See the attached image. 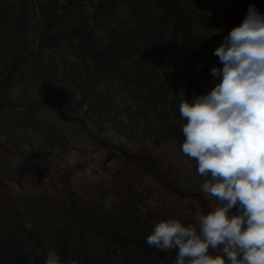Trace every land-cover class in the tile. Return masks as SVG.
<instances>
[{
    "label": "trees",
    "instance_id": "obj_1",
    "mask_svg": "<svg viewBox=\"0 0 264 264\" xmlns=\"http://www.w3.org/2000/svg\"><path fill=\"white\" fill-rule=\"evenodd\" d=\"M198 14L191 0H0V87L31 75L44 86L36 97L54 94L63 112L72 100V114L88 126L104 129L125 116L127 131L146 137L132 155L152 158L146 149L155 139L172 140V151L208 179L216 232L236 253L264 264V243L241 251V244L255 247L252 238L264 241V0L242 21L231 17L245 29L238 53H221ZM114 154L103 167L117 159L133 173L113 188L121 192L114 203L93 191L94 199L69 196L59 212L39 207L44 214L31 216L37 224L50 210L59 222L51 233L36 225L0 229V264H247L231 258L205 217L189 222L187 198L141 161ZM167 163L153 158L151 165L190 193Z\"/></svg>",
    "mask_w": 264,
    "mask_h": 264
},
{
    "label": "rangeland",
    "instance_id": "obj_2",
    "mask_svg": "<svg viewBox=\"0 0 264 264\" xmlns=\"http://www.w3.org/2000/svg\"><path fill=\"white\" fill-rule=\"evenodd\" d=\"M191 1L196 12L200 11L198 18L204 25L203 28L205 27L210 31V35L215 36L213 45L221 53H238L234 45L237 37L240 33L243 35L245 29L230 23L231 17L238 13L235 16L242 21L241 17L253 8L257 0H246L239 4H236V0ZM1 74L3 76H0V84L4 82L3 77L6 73ZM42 87L44 86L39 78L31 75L17 77L6 91L0 87V106L11 107L20 103L32 105L42 98V96L36 97L38 93L42 95L40 92ZM233 91L236 92L237 87ZM48 95L51 98L45 95L43 98L59 104L54 94L48 93ZM26 98L32 99L28 101L30 103L26 101ZM75 104H78V101ZM72 105V100H68V106L64 112L66 116H77L72 114ZM5 114V111L0 112V206L4 208V211L0 210V229L3 228L5 233L11 234L10 232H16L21 227L35 225L43 228L46 233H51L53 223L59 222L55 214L61 210L60 206L69 196L94 199L91 192L99 191L98 195L94 193L97 198L101 194L110 195L112 198L116 193L121 194L120 190H113L120 186L119 180L128 182L133 176L132 172L119 166L117 159L103 167L106 155L111 150L101 147L92 138L94 142L88 132L79 127L76 122L61 120L53 104L42 103L32 110L16 108L7 116ZM91 118L93 122L95 117L91 116ZM113 119L103 125L104 129H101L100 124L86 125L90 127L91 133L105 143L116 145L127 153L139 151L138 148L146 137L137 135L138 130H134V133L128 132L126 127L128 120L125 116L120 120L113 121ZM173 143L172 140L160 143L159 139H155L154 145L150 144L146 149L152 158L141 156L147 159L148 167L151 170L156 167L154 169L157 172L163 168L151 165L153 158H156V162L161 161L162 166L167 169L169 168L167 161L172 163L173 172L176 173L178 170L180 172L179 182L183 189L188 192L202 190L204 197L209 198L208 201L205 200L207 210L209 208L213 211L215 204L211 201L210 192L206 188L207 177L204 173H201L202 178L194 173L188 158L179 152L176 154L177 149L172 151ZM150 183L151 179L147 177L144 184ZM238 200L241 204L245 202V199L239 195ZM45 206L57 212L52 213L50 210L52 217L37 224L31 216L43 215L44 212H41L39 207ZM28 207L34 211H30ZM183 207H188L190 211L189 222L204 219V208L200 200L198 203L197 199L189 197L185 200ZM182 211L185 215V211ZM218 216L217 213V220ZM44 223L48 226H44ZM251 240L255 247L247 243L241 244L242 252L251 251L254 248L256 251L260 248V244L264 243L263 240L253 238Z\"/></svg>",
    "mask_w": 264,
    "mask_h": 264
},
{
    "label": "water",
    "instance_id": "obj_3",
    "mask_svg": "<svg viewBox=\"0 0 264 264\" xmlns=\"http://www.w3.org/2000/svg\"><path fill=\"white\" fill-rule=\"evenodd\" d=\"M42 102L52 103L53 105H55L56 108H57V110H58L59 116H60V118H61L62 120H64V121H77V122H79V123H80V124L86 129V130H88V129H87V126L85 125V123H84L79 117H76V116H64V114H63V112H62L60 106H59L56 102H54V101H52V100H49V99H46V98H41V99H38V100H37L33 105H31V106H25L24 104H22L21 106L26 107V108H28V109H34V108H36V107H37L40 103H42ZM15 107H17V106H12V107H2V108H0V111H2V110H10V109H13V108H15ZM94 138H95L98 142H100L101 144H103V145H107V144H104L103 142H101L97 137L94 136ZM107 146H108V145H107ZM110 147H112L113 149H116L115 146H110ZM121 152H122V154H123L124 156H126V157H131V158H135V159H137V160H140L144 165H146L147 170H148L151 174H153V175L155 176V178H156L157 180H159V181H160L165 187H167L168 189L172 190L173 192H176V193L181 194V195H183V196H187V194H183V193L179 192L177 189H174V188H172L171 186H169L167 183H164V182L159 178L158 174H157L155 171H152V170L148 167L147 162H146L147 159H146L145 157H142V156H131L130 154H128V153H126V152H124V151H121ZM199 197H200L201 200H202V206H203V208H204V214H205V216H206V219H207V222H208V224H209V227H210V229H211L212 234L216 237L217 240H219V241H220V242H221V243H222V244L228 249L231 258H232L235 262H240V263L243 262V263H247V264H256L252 259H250V258H246V257L242 256L241 254H236V253L233 251L232 247L229 245V243H228L227 241H224L219 235H217V233H216V231H215V229H214V227H213V224H212V222H211V219H210V217H209V215H208V213H207V208H206L205 202H204L203 198L201 197V195H199Z\"/></svg>",
    "mask_w": 264,
    "mask_h": 264
},
{
    "label": "bare ground",
    "instance_id": "obj_4",
    "mask_svg": "<svg viewBox=\"0 0 264 264\" xmlns=\"http://www.w3.org/2000/svg\"><path fill=\"white\" fill-rule=\"evenodd\" d=\"M178 196H180V197H182L183 198V195H181V194H178V193H176Z\"/></svg>",
    "mask_w": 264,
    "mask_h": 264
}]
</instances>
